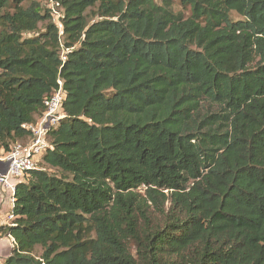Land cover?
I'll use <instances>...</instances> for the list:
<instances>
[{
	"label": "trees",
	"instance_id": "trees-1",
	"mask_svg": "<svg viewBox=\"0 0 264 264\" xmlns=\"http://www.w3.org/2000/svg\"><path fill=\"white\" fill-rule=\"evenodd\" d=\"M23 1L0 0V149L60 78L66 116L0 264H264V0H56L61 34Z\"/></svg>",
	"mask_w": 264,
	"mask_h": 264
},
{
	"label": "built area",
	"instance_id": "built-area-1",
	"mask_svg": "<svg viewBox=\"0 0 264 264\" xmlns=\"http://www.w3.org/2000/svg\"><path fill=\"white\" fill-rule=\"evenodd\" d=\"M60 3L56 0H51L49 8L53 18L58 20L57 27L60 34L63 33L62 18L63 12L59 9ZM65 56V55H64ZM63 56V57H64ZM59 87L44 100L45 111L35 122L24 124L30 131L27 144L14 143L9 151L2 150L0 159L3 164L0 165V187L10 191L11 211L7 215L8 225H12L16 214L14 213L16 183L12 184V180L20 183L26 179L29 172L42 169L43 157L51 148L49 132L57 127L60 121L66 116L64 112V102L66 92L63 87V80L58 79ZM31 141V142H30ZM5 163V164H4Z\"/></svg>",
	"mask_w": 264,
	"mask_h": 264
},
{
	"label": "crops",
	"instance_id": "crops-1",
	"mask_svg": "<svg viewBox=\"0 0 264 264\" xmlns=\"http://www.w3.org/2000/svg\"><path fill=\"white\" fill-rule=\"evenodd\" d=\"M2 150L3 149H0V155L2 154ZM2 164L3 161L0 159V165ZM11 182L12 184H18V182L15 180H12ZM11 209L12 205L10 203V191L6 188L0 187V227L3 225H8L7 215ZM14 246L15 241L12 236L0 233V256L2 254H9L10 251L14 249Z\"/></svg>",
	"mask_w": 264,
	"mask_h": 264
},
{
	"label": "rangeland",
	"instance_id": "rangeland-1",
	"mask_svg": "<svg viewBox=\"0 0 264 264\" xmlns=\"http://www.w3.org/2000/svg\"><path fill=\"white\" fill-rule=\"evenodd\" d=\"M40 4V6H42V8H47V6L49 7V5L51 4V0H24L23 1V3H22V5L25 7V8H27V7H29V6H31L32 4ZM175 9L176 10H182V7L179 5V0H175ZM7 11H9V12H11L12 13V11H13V9L12 8H8L7 9ZM96 11H97V7H93V8H90L89 10H88V12H87V14H88V17L90 18V20H94V21H96V20H99L100 19V17L96 14ZM189 11H187V13H188ZM233 17L234 18H237V17H239L237 14H233ZM53 22L55 23V24H57V25H59L58 23V20L57 19H55V18H53ZM39 26L41 27L42 26V24L40 23L39 24ZM60 28V27H59ZM28 34H25V36H27ZM65 53H66V51L64 50L63 51V56L65 55ZM38 117H40V116H37V119H38ZM29 140L30 139H28V137L27 138H24V139H19L18 141H17V143H22V144H27L28 142H29ZM31 142V141H30ZM42 165L43 166H45V164H44V162L42 163ZM46 168L48 167V166H45ZM49 171H51V172H54V170L53 169H51V168H47ZM15 247V246H14ZM11 252L12 251H10V253L9 254H2L1 256H0V263H2V262H4L5 261V259L11 254ZM42 253V249H41V247H37V249L35 250V252H34V254L35 255H37V256H39L40 254Z\"/></svg>",
	"mask_w": 264,
	"mask_h": 264
}]
</instances>
